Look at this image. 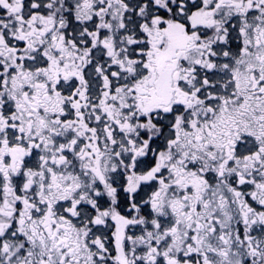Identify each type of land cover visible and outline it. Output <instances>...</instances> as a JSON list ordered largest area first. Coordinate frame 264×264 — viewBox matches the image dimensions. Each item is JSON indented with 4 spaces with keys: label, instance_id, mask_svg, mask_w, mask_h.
I'll return each mask as SVG.
<instances>
[{
    "label": "snow or ice",
    "instance_id": "6c2138e0",
    "mask_svg": "<svg viewBox=\"0 0 264 264\" xmlns=\"http://www.w3.org/2000/svg\"><path fill=\"white\" fill-rule=\"evenodd\" d=\"M0 264H264V0H0Z\"/></svg>",
    "mask_w": 264,
    "mask_h": 264
}]
</instances>
